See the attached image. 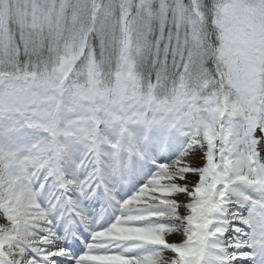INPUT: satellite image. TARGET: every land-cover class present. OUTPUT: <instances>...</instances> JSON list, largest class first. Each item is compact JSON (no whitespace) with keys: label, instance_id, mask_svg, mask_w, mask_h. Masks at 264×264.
<instances>
[{"label":"snow or ice","instance_id":"1","mask_svg":"<svg viewBox=\"0 0 264 264\" xmlns=\"http://www.w3.org/2000/svg\"><path fill=\"white\" fill-rule=\"evenodd\" d=\"M0 264H264V0H0Z\"/></svg>","mask_w":264,"mask_h":264}]
</instances>
